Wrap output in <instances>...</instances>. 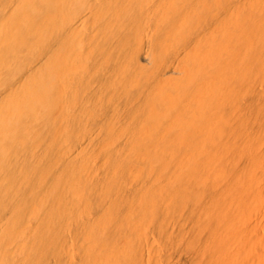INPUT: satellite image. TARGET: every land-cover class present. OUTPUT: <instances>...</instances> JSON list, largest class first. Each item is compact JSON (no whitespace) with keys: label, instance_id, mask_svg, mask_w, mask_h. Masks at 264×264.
I'll use <instances>...</instances> for the list:
<instances>
[{"label":"bare ground","instance_id":"obj_1","mask_svg":"<svg viewBox=\"0 0 264 264\" xmlns=\"http://www.w3.org/2000/svg\"><path fill=\"white\" fill-rule=\"evenodd\" d=\"M0 264H264V0H0Z\"/></svg>","mask_w":264,"mask_h":264}]
</instances>
